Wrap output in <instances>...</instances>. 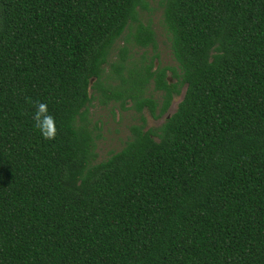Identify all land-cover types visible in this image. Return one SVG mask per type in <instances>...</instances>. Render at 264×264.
Returning <instances> with one entry per match:
<instances>
[{"label": "trees", "instance_id": "obj_1", "mask_svg": "<svg viewBox=\"0 0 264 264\" xmlns=\"http://www.w3.org/2000/svg\"><path fill=\"white\" fill-rule=\"evenodd\" d=\"M0 264H264V0H0Z\"/></svg>", "mask_w": 264, "mask_h": 264}, {"label": "rangeland", "instance_id": "obj_2", "mask_svg": "<svg viewBox=\"0 0 264 264\" xmlns=\"http://www.w3.org/2000/svg\"><path fill=\"white\" fill-rule=\"evenodd\" d=\"M151 8L152 11L149 13H145L144 19L147 22L149 19L153 20L154 26L156 28V30H158V33L160 35L159 38V42L161 45V49H162V53H163V61L164 63H168V64H174L172 62V60L169 57L168 54V50L166 48V46L161 43L163 41V36L160 33V27L158 25L159 23V19L161 18V10L159 9L158 5L156 2H152L151 3ZM182 99V95L178 96L174 99V102L170 108V113L174 112L177 108V105L179 104V102ZM93 114H94V118L96 120L100 119L103 122V126H104V133H105V140L101 143L100 147L98 148L100 151V154L102 155V157H104L106 155V153L108 151H110L111 149H117L120 148L121 143L120 140H125L126 137L129 135V130H128V126L131 123V113H126L123 116V120L121 121V125H116L113 122V119L111 117V115L109 114V111L105 108L96 106L95 109H93ZM120 117V116H119ZM120 119V118H119ZM161 120L160 121H155L154 119L150 118L148 119V128H154L157 127L158 125L161 124ZM119 130V133H116V130Z\"/></svg>", "mask_w": 264, "mask_h": 264}, {"label": "clouds", "instance_id": "obj_3", "mask_svg": "<svg viewBox=\"0 0 264 264\" xmlns=\"http://www.w3.org/2000/svg\"><path fill=\"white\" fill-rule=\"evenodd\" d=\"M35 113L33 119L34 127L39 130L41 136L45 140H53L57 134L56 121L54 116L49 114L46 103L38 102L35 105Z\"/></svg>", "mask_w": 264, "mask_h": 264}]
</instances>
